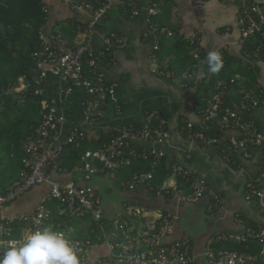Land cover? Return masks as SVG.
<instances>
[{
  "label": "crops",
  "instance_id": "obj_1",
  "mask_svg": "<svg viewBox=\"0 0 264 264\" xmlns=\"http://www.w3.org/2000/svg\"><path fill=\"white\" fill-rule=\"evenodd\" d=\"M119 1L113 0L106 15L94 26L99 46L110 32L124 34L129 39L126 47L113 51L114 63L104 69L106 79L117 83L115 93L109 99L103 117L95 123H88L83 106L86 91L83 87L75 88L74 117H67L61 136L64 138L69 128L76 125L85 130L86 138L78 145L64 146L62 168L51 171V181L92 186L99 198V192L104 190L110 206L113 205L116 211L110 214L109 208L101 202L108 231L117 214L135 221L153 219L166 211L177 213L179 220L170 238L189 237L198 252L217 233H240L247 226L264 225V143L251 146L245 153L233 143L242 137L236 125L227 127L219 142L193 136L186 126L191 122L194 126L192 132H203V110L207 100L217 98L221 93L223 108L237 110L242 120L254 123L264 135V61L251 62L243 53L239 23L250 0H168L155 21L180 35L159 37L157 50L154 45L158 37L152 34L145 37L149 22L144 10L132 16L122 9ZM47 2L48 20L43 32L48 35L60 31L73 44L79 43L82 40L80 27L93 18L86 3ZM254 2L264 12V0ZM193 37H196L195 44L188 40ZM211 51H216L221 60L228 53L231 77L237 80L222 92L216 86L222 66L211 73L206 63ZM22 84L25 81L21 78L20 86ZM248 88L258 89L257 106L242 102V92ZM152 115L164 121L167 142L133 140L125 135L130 126L142 128L151 124ZM101 136L110 137L105 145L100 141ZM115 136L134 143L139 152L160 149L165 155L157 160L131 157L128 164L114 170L105 169L97 158L87 159V152L105 147ZM87 162L94 172L86 168ZM177 166L207 182L208 191L202 199L189 202L163 191V188L177 185H181L186 193L190 191L182 178L174 175L173 169ZM152 168L153 177L147 184L134 189L129 187L135 174L149 172ZM250 184L262 190L263 196L248 198ZM50 188L51 183L30 188L8 204L4 212L7 215L33 213ZM217 193L223 199L219 206L212 199ZM50 206L56 209L58 205L52 202ZM191 212L199 214L198 217L194 219ZM201 213L208 214L209 220L200 217ZM73 224L78 232L72 236L67 227ZM92 225L90 217H78L67 222L66 230L70 237L83 239L90 234ZM100 251L105 253L106 249L103 247Z\"/></svg>",
  "mask_w": 264,
  "mask_h": 264
},
{
  "label": "built area",
  "instance_id": "obj_2",
  "mask_svg": "<svg viewBox=\"0 0 264 264\" xmlns=\"http://www.w3.org/2000/svg\"><path fill=\"white\" fill-rule=\"evenodd\" d=\"M67 2L77 3L75 0ZM167 2L168 0L119 1L122 9L132 16L144 10L149 22V31L145 33V37L150 34L158 37L154 45L156 50L159 49V37L180 35L155 21V17L162 12ZM86 5L93 12V18L80 27L82 40L79 43L69 44L60 31L48 35L43 32L33 52L36 60L33 76L35 94H49L50 98L43 106L42 121L26 147L19 179L8 187L6 192L0 193V255L8 247L20 244L29 232L52 225L65 232L75 247L81 264H264V225L247 226L240 233H217L210 237L202 251L198 252L189 237L170 238L174 233L175 223L179 220L177 213L166 211L153 219L135 221L117 214L108 231L104 221L105 211L94 187L51 181V171L62 168L64 146L78 145L86 138L85 130L76 125L69 128L64 138L61 136L62 126L68 121L64 101L74 93L76 87H83L86 91L83 101L85 120L88 123L99 121L117 87L116 82L106 79L104 69L113 65V51L126 47L129 41L124 34L110 32L99 46L94 26L106 15L113 5V0H105L104 6L95 11L90 4ZM44 9L48 12V6ZM239 23L243 45L250 42L252 37L258 36L253 61L264 57V12L261 7L255 2L246 6ZM195 38L188 40L195 44ZM231 82L233 83L234 79H231ZM216 86L222 92L228 87V83L219 79ZM222 98L220 93L217 98L207 100L203 110V127H208L210 120L222 113V131L233 125L241 131V139L233 141L235 147H240L247 153L251 146L263 144L264 135L260 129L254 123L242 120L237 110H223ZM242 102L257 106L259 99L254 91L249 89L245 92ZM154 118L152 115L151 124L148 126H130L125 135L133 140L147 139L158 144L167 142L168 133L164 121L158 117V125L153 126ZM186 126L193 136L219 142L217 138H207L203 132H192L194 126L191 122ZM164 155V151L160 149L139 152L134 143L120 136L113 137L105 147L86 153L87 159L97 158L108 170L122 168L130 162L131 157L157 160ZM86 168L91 172L95 171L89 162L86 163ZM153 171L154 168L146 173L135 174L129 187L134 189L147 184L153 177ZM173 173L182 178L190 191L184 192L181 185L163 188V191L189 202H197L205 196L208 185L204 179L189 175L181 166L175 167ZM45 183H51L50 191L41 199L33 213L7 215L4 212L8 204L27 190ZM247 192L248 198L253 195L263 196L262 190L253 184L249 185ZM212 199L217 206L223 201L218 193L213 194ZM52 202L58 205L56 209L50 206ZM78 217H90L93 221L90 234L83 239L70 237L66 230L67 222ZM228 245L237 247L228 248ZM242 246L247 251L240 249ZM103 247L106 249L105 253L100 251ZM255 248L258 251H255Z\"/></svg>",
  "mask_w": 264,
  "mask_h": 264
},
{
  "label": "trees",
  "instance_id": "obj_3",
  "mask_svg": "<svg viewBox=\"0 0 264 264\" xmlns=\"http://www.w3.org/2000/svg\"><path fill=\"white\" fill-rule=\"evenodd\" d=\"M75 1L90 4L94 11L105 3V0ZM45 6H48L47 0H0V193L6 192L19 179L26 147L42 121L43 106L50 98L49 94H35L33 88L36 66L33 52L48 20ZM66 39L73 45L70 39ZM257 40L258 36L252 37L250 42L243 45V53L249 56L251 62L255 59L253 53ZM257 59L264 61L263 56ZM222 61L220 79L232 86L237 80L231 77L233 74L228 53L223 55ZM21 78L27 87L16 91ZM231 79H234L233 83ZM253 91L259 93L258 89L253 88ZM244 94L242 92V97ZM74 99V94H71L64 101L69 119L74 117ZM222 122V113L210 120L208 127L202 130L205 136L220 139L224 132L221 129ZM158 123L157 118L152 120L153 126ZM109 138L101 136L100 141L106 144ZM240 249L246 250L244 246ZM255 251L258 249L255 248Z\"/></svg>",
  "mask_w": 264,
  "mask_h": 264
},
{
  "label": "clouds",
  "instance_id": "obj_4",
  "mask_svg": "<svg viewBox=\"0 0 264 264\" xmlns=\"http://www.w3.org/2000/svg\"><path fill=\"white\" fill-rule=\"evenodd\" d=\"M206 63L211 73L222 66L216 51L208 53ZM0 264H81V261L65 232L48 225L29 232L20 244L4 250Z\"/></svg>",
  "mask_w": 264,
  "mask_h": 264
},
{
  "label": "rangeland",
  "instance_id": "obj_5",
  "mask_svg": "<svg viewBox=\"0 0 264 264\" xmlns=\"http://www.w3.org/2000/svg\"><path fill=\"white\" fill-rule=\"evenodd\" d=\"M77 2V1H76ZM77 4V3H76ZM23 79V78H22ZM24 83V82H23ZM27 87V84L25 83V84H22L20 87H18L17 89H16V91H22V90H24L25 88ZM101 198V202H102V205L103 206H105V208H109L108 209V211L110 212V214L111 213H114V212H116L115 210H114V206L113 205H111L110 206V199L108 198V194L104 191V190H102V191H100L99 192V194H98ZM116 200H119V198H116ZM115 209H116V207H115ZM107 214H109L108 212H107ZM194 219H196L197 217H198V215L199 214H197L196 212H191V214H190ZM189 217V216H188ZM200 217H202L205 221H208L209 220V215L208 214H205V213H201L200 214ZM189 219H190V217H189ZM77 221V220H76ZM76 224V223H75ZM75 224H73L72 226H70L69 228L67 227V230L72 234V236L73 235H75L77 232H78V228H77V226H75Z\"/></svg>",
  "mask_w": 264,
  "mask_h": 264
},
{
  "label": "water",
  "instance_id": "obj_6",
  "mask_svg": "<svg viewBox=\"0 0 264 264\" xmlns=\"http://www.w3.org/2000/svg\"><path fill=\"white\" fill-rule=\"evenodd\" d=\"M253 2H254V0H250V5H252V4H253Z\"/></svg>",
  "mask_w": 264,
  "mask_h": 264
}]
</instances>
